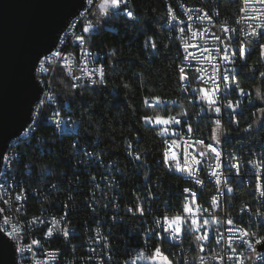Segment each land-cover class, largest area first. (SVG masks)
Instances as JSON below:
<instances>
[{"label":"built area","instance_id":"1","mask_svg":"<svg viewBox=\"0 0 264 264\" xmlns=\"http://www.w3.org/2000/svg\"><path fill=\"white\" fill-rule=\"evenodd\" d=\"M105 1L86 0L63 32L64 40H59L55 50L38 63L35 76L42 96L30 125L12 139L9 154L3 157L0 226L15 244L17 264H150L156 249L178 264H264V252L256 253V244V251L249 250L241 231L256 232V238L264 231L256 215L264 211L257 200L264 184V161L260 159L264 155V134L246 131L250 126L257 128L262 118L251 121L246 111L255 100L239 80L242 67L264 72V52L250 44L247 64L238 57H230L228 62L223 59L229 47L234 50L237 46L235 39L229 40L236 33L223 29L238 30L237 39L243 40L246 31L264 23V0H177L167 6L165 27L181 45L178 69L183 92L191 95V103L201 114L151 120L169 121L166 126H157L161 127L163 162L175 176L176 188L170 196L145 182L129 193L130 202L121 200L119 182L126 171L79 140V121L55 92L59 71L70 79L73 88L104 83V56L87 48L86 36L95 29L94 19ZM118 1L117 13L137 21V14L127 8L128 1ZM221 73L232 75L221 81ZM259 78L264 79L260 74ZM233 86H237L235 91ZM259 94L264 100V93ZM146 104L149 108L181 106L178 99L168 97L149 98ZM228 105H232L231 111ZM45 107H53L51 131L33 133V123L42 118ZM215 107L221 112L215 113ZM240 118L246 122L244 130L229 131L228 126L238 128ZM201 123L204 127L210 124V130L203 133L194 129ZM67 130H76V141L71 143L75 156L68 170L60 176H47V168L35 170L37 153L56 152L54 145L63 142L61 134ZM127 155L132 174L139 176L136 165L140 158L132 144ZM8 162L20 165L19 175H8ZM12 183H21L20 196H11ZM253 188L256 196L252 195ZM19 202L34 206V216H25ZM177 216L198 223L192 225L190 233L182 232L174 238L170 221ZM201 217L209 223L201 224ZM73 225L81 226V246L72 245ZM197 228L203 230L198 232ZM200 236L214 239L209 243L207 239L198 240ZM241 240L243 247H238Z\"/></svg>","mask_w":264,"mask_h":264},{"label":"trees","instance_id":"2","mask_svg":"<svg viewBox=\"0 0 264 264\" xmlns=\"http://www.w3.org/2000/svg\"><path fill=\"white\" fill-rule=\"evenodd\" d=\"M127 1V8L137 14V21L121 16L112 8H101L94 19L95 29L86 36L87 48L104 56V83L73 88L63 71L56 74L54 81L60 103L69 107L79 121V140L126 171L119 182L122 202H130L132 191L145 182L164 194L173 195L176 181L163 162L161 127L152 125L151 120L183 113L189 117L201 114L191 103V95L183 92L178 69L182 55L179 39L165 27L167 6L177 0ZM183 1L195 3V0ZM239 80L255 100L251 110L246 111L251 121L256 122L259 116L264 120V112L260 111L264 100L259 94L264 93V79L259 78L258 71L247 66L242 67ZM153 97L178 99L181 106L149 108L146 102ZM239 120L237 129L228 126V130L234 133L244 130L246 122ZM210 128V124L209 127L202 123L194 126L203 133ZM43 131H51L46 119L42 120L38 133ZM260 133L264 134V129L256 132ZM61 141L54 145L56 152L37 153L33 160L35 170L47 168V176H60L68 170L75 156L72 144L76 141V130L61 135ZM129 144L135 147L140 158L136 165L139 176H134L130 169ZM15 172L19 175L17 163ZM24 211L25 216H34V206L27 202ZM72 245L81 246L80 225L72 226ZM167 256L177 262L169 254Z\"/></svg>","mask_w":264,"mask_h":264},{"label":"water","instance_id":"3","mask_svg":"<svg viewBox=\"0 0 264 264\" xmlns=\"http://www.w3.org/2000/svg\"><path fill=\"white\" fill-rule=\"evenodd\" d=\"M86 0H0V170L9 142L29 125L42 96L35 71ZM1 221V212H0ZM264 252L260 245L256 253ZM0 264H17L0 226Z\"/></svg>","mask_w":264,"mask_h":264},{"label":"snow or ice","instance_id":"4","mask_svg":"<svg viewBox=\"0 0 264 264\" xmlns=\"http://www.w3.org/2000/svg\"><path fill=\"white\" fill-rule=\"evenodd\" d=\"M108 2V7L111 8L113 6H118L117 4H114L113 0H107ZM130 16H134V13H130ZM223 31L225 32H235L236 35L235 36H231L229 37V40H236V44L237 46L234 48V50L229 47L227 52H225L223 59L224 61L228 62L231 58H239L244 64H247V59L249 58L250 52H249V48L248 46L250 44H255L258 46L259 50L261 52H264V43H262L261 41H264V23H257L256 26L251 30V31H246L245 33V37L243 40H239L237 39L239 33L238 30H233V29H223ZM223 51V49H222ZM261 77H264V72H260L259 73ZM232 73H229L228 76L226 77L223 73H221L220 79L221 81L225 80V79H229L231 77ZM237 86H233L232 91L236 90ZM241 93L247 97L248 93L246 91H244L243 89H240ZM205 96H207V92H205ZM203 100V98H202ZM209 103H214V101L209 100ZM228 109L231 111L232 109V105H228L227 106ZM215 113H220L221 112V108L220 107H215L214 109ZM260 111L264 112V107H262L260 109ZM234 114H238V113H234ZM147 119V118H146ZM169 123V121H167ZM217 123H219V120H217ZM261 129H264V120H261L259 122V125L257 128L253 129L251 126L249 127V129H247L246 131L249 132V134L251 135H255L256 132L260 131ZM214 151V149H213ZM0 159H2V157H0ZM260 159L262 161H264V155H262L260 157ZM238 167V166H237ZM183 170V169H181ZM216 173H213V176H215ZM217 183H220V181H216ZM226 191H231V189H226ZM191 195V194H190ZM252 195L256 196V189L253 188L252 191ZM258 201L262 202V207H264V184H262L261 189H260V195L259 197H257ZM189 211H191V209L189 208ZM254 212V210H252ZM246 215H249V213H245ZM256 215L259 217V224L262 228H264V211L260 212V213H256ZM251 218V216H250ZM171 225L172 227L170 228V233L174 236V238L176 237L177 234L182 233V232H191V228L193 224L198 223L195 220H186L185 218H183L182 216H177L175 217L174 220H171ZM201 224L206 225L209 223V221L203 220V217H201ZM228 223H232L231 221H228ZM185 225H187V227H185ZM253 227H255V224H253ZM202 228H197V231L200 232L202 231ZM241 231L243 232V236L245 238H247V247L249 250L252 251H256L255 248H253V244L256 245H260L261 247H264V231H262L261 233H259V238L257 237V233L256 232H247L244 231L243 229H241ZM49 235H52L51 232H49ZM68 235V233H67ZM207 239L209 241V243L212 242V240L214 239L213 237L209 236V237H204V236H200L198 237V240H205ZM237 239H240V237H237ZM36 243V242H34ZM218 243V241H217ZM235 243V242H233ZM244 241L241 240V243L238 247H243ZM229 250L231 251L232 249L229 248ZM156 255H160V250L156 249Z\"/></svg>","mask_w":264,"mask_h":264},{"label":"bare ground","instance_id":"5","mask_svg":"<svg viewBox=\"0 0 264 264\" xmlns=\"http://www.w3.org/2000/svg\"><path fill=\"white\" fill-rule=\"evenodd\" d=\"M59 40H64V33L61 34ZM50 114H53V107H45V112H42V118H36L35 123H33V133H38L39 129L41 128V124H42L43 119L48 120V124H49V126H51ZM29 125H30V123H29ZM71 131H73V130H67V131H64V133L71 132ZM63 134H61V135H63ZM8 145H12V140L9 142ZM5 154H9V147L7 148V151ZM15 167H16V162H8V175H16ZM0 182H5V174H0ZM20 184L21 183H12L11 196H20L21 195V185ZM24 206H26V202H19V210L24 211Z\"/></svg>","mask_w":264,"mask_h":264},{"label":"rangeland","instance_id":"6","mask_svg":"<svg viewBox=\"0 0 264 264\" xmlns=\"http://www.w3.org/2000/svg\"><path fill=\"white\" fill-rule=\"evenodd\" d=\"M113 2L114 4H117L118 6H113L111 8L114 10H118L120 7L119 1L113 0ZM103 8H109L107 0L103 3ZM93 29L94 27L92 28L91 31H93ZM163 123L165 124V126L167 125V122H165V120L163 119H158V120H154L151 122V124L155 126L163 124ZM150 264H178V262H174L170 257L160 252V255H155L153 258H151Z\"/></svg>","mask_w":264,"mask_h":264}]
</instances>
